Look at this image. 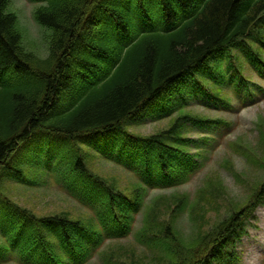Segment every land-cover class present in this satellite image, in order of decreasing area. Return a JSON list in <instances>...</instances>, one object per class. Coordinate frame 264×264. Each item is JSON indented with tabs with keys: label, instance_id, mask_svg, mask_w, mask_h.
<instances>
[{
	"label": "trees",
	"instance_id": "16d2710c",
	"mask_svg": "<svg viewBox=\"0 0 264 264\" xmlns=\"http://www.w3.org/2000/svg\"><path fill=\"white\" fill-rule=\"evenodd\" d=\"M10 1L0 0V185L11 178L25 182L26 164L61 169L73 191L97 196L104 236H123L129 230L124 212L139 210L140 193L125 196L93 173L87 148L136 169L149 185L176 181L173 172L167 178L172 163L184 168L192 162L178 149L190 140L177 129L204 121L184 115L147 136L127 128L143 120L148 108L166 110L175 97L193 93L211 101L201 74L221 81L214 64L228 59L235 67L233 48L258 57L248 40L264 43V0H32L43 3L34 15L48 33L44 57L24 45ZM235 69L229 81L236 85ZM1 191L0 237L21 264H80L89 256L74 254L77 243L88 237L98 243L81 220L39 217ZM257 197L264 201V184ZM243 215H230L204 236L213 238L206 251L211 257L224 260ZM168 223L162 234L147 229L141 238L154 252L171 254L172 264H213L206 252L192 255L193 247L187 249ZM54 237L64 243L67 258L60 260ZM7 250L0 244L3 262Z\"/></svg>",
	"mask_w": 264,
	"mask_h": 264
},
{
	"label": "rangeland",
	"instance_id": "374dc122",
	"mask_svg": "<svg viewBox=\"0 0 264 264\" xmlns=\"http://www.w3.org/2000/svg\"><path fill=\"white\" fill-rule=\"evenodd\" d=\"M38 6L39 4L29 0H11L8 8L18 15V27L24 45L44 57L48 53V33L34 18V11ZM250 44L264 58L263 46L254 39ZM236 55L240 56L237 60L245 77L255 82L256 88L264 89L262 77L252 70L244 56ZM217 68L223 69L224 63L220 62ZM221 95L233 98L232 93L222 87ZM181 114L199 119L227 120L232 129L219 139L221 146L213 149H208V145L206 149L201 145L191 148L184 146L183 151L198 155L202 161L199 171L187 183L175 189L145 188L142 208L136 213L124 212L128 216L126 222L129 224L130 235L106 241L101 251L87 264H172L171 254L165 252L166 254L160 255L154 252L151 249L153 244L148 246L146 238H141L147 229H150L147 232L149 234H162L171 220L174 223H171L172 227L184 246L187 249L193 247L190 253L196 257L211 246L213 238L204 236L215 224L230 215L241 212L245 215L254 204L257 205L258 197H255L264 184V95H259L258 102L254 105H237L227 112L195 103H178L171 117L154 116L138 125H131L129 130L141 136L158 133L170 128ZM180 135L193 140H200L204 136L190 124L180 127ZM90 152L91 170L116 191L131 194L139 187L140 180L134 172L99 157L95 151ZM26 177L30 184L14 181L2 183L0 189L3 195L40 216H69L81 219L93 231L101 230L102 223L96 205L84 202L79 195L65 188L59 175L29 167ZM245 221L235 235L234 242L223 249L224 260L215 261L214 264H232L236 257L241 258L238 264H264V204L259 205ZM0 244L5 242L0 239ZM11 253H14L15 259L6 264H21L16 252ZM58 256L60 260L65 258L61 253Z\"/></svg>",
	"mask_w": 264,
	"mask_h": 264
}]
</instances>
